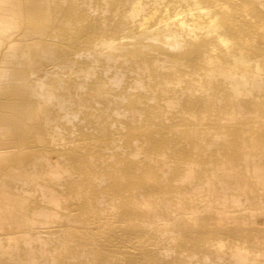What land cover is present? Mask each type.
Segmentation results:
<instances>
[{
  "label": "bare ground",
  "instance_id": "1",
  "mask_svg": "<svg viewBox=\"0 0 264 264\" xmlns=\"http://www.w3.org/2000/svg\"><path fill=\"white\" fill-rule=\"evenodd\" d=\"M0 264H264V0H0Z\"/></svg>",
  "mask_w": 264,
  "mask_h": 264
},
{
  "label": "rangeland",
  "instance_id": "2",
  "mask_svg": "<svg viewBox=\"0 0 264 264\" xmlns=\"http://www.w3.org/2000/svg\"><path fill=\"white\" fill-rule=\"evenodd\" d=\"M2 132H6V129L2 127V129L0 130V133ZM3 143V142H0ZM17 150L14 149H0V160H2L3 157H8L10 156H16Z\"/></svg>",
  "mask_w": 264,
  "mask_h": 264
}]
</instances>
